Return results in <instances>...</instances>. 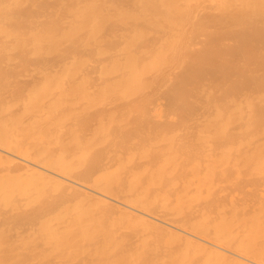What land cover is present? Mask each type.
Returning a JSON list of instances; mask_svg holds the SVG:
<instances>
[{
    "label": "bare ground",
    "instance_id": "obj_1",
    "mask_svg": "<svg viewBox=\"0 0 264 264\" xmlns=\"http://www.w3.org/2000/svg\"><path fill=\"white\" fill-rule=\"evenodd\" d=\"M0 264H264V0H0Z\"/></svg>",
    "mask_w": 264,
    "mask_h": 264
}]
</instances>
